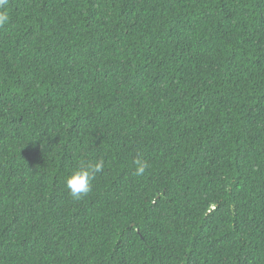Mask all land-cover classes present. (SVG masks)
I'll return each mask as SVG.
<instances>
[{
    "label": "trees",
    "instance_id": "trees-1",
    "mask_svg": "<svg viewBox=\"0 0 264 264\" xmlns=\"http://www.w3.org/2000/svg\"><path fill=\"white\" fill-rule=\"evenodd\" d=\"M8 11L0 264H264V0ZM99 158L74 199L65 177Z\"/></svg>",
    "mask_w": 264,
    "mask_h": 264
},
{
    "label": "clouds",
    "instance_id": "clouds-1",
    "mask_svg": "<svg viewBox=\"0 0 264 264\" xmlns=\"http://www.w3.org/2000/svg\"><path fill=\"white\" fill-rule=\"evenodd\" d=\"M9 0H0V27L9 23ZM135 163V174L144 175L148 168V162L142 157H137ZM103 158L81 160L76 168L65 177V185L69 194L74 199L79 200L92 190V181L96 174L104 168Z\"/></svg>",
    "mask_w": 264,
    "mask_h": 264
}]
</instances>
